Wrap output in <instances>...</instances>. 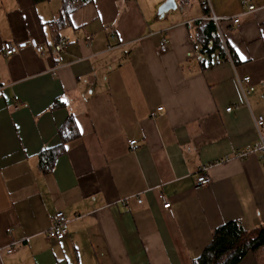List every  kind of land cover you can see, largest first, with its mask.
Returning <instances> with one entry per match:
<instances>
[{
	"label": "crops",
	"instance_id": "0c3cea01",
	"mask_svg": "<svg viewBox=\"0 0 264 264\" xmlns=\"http://www.w3.org/2000/svg\"><path fill=\"white\" fill-rule=\"evenodd\" d=\"M167 1L0 0V264H192L216 228L264 227L261 155L233 157L264 119V0H211L217 62L200 48L199 0L161 17ZM32 40L45 54L3 53ZM58 212L68 234L49 240Z\"/></svg>",
	"mask_w": 264,
	"mask_h": 264
},
{
	"label": "trees",
	"instance_id": "16d2710c",
	"mask_svg": "<svg viewBox=\"0 0 264 264\" xmlns=\"http://www.w3.org/2000/svg\"><path fill=\"white\" fill-rule=\"evenodd\" d=\"M203 24L204 29L200 33L201 51L213 57V53L218 50L220 54L214 57V62H217L224 58L226 50L220 36L216 34L214 23L206 21ZM208 64H213L212 59L208 60ZM202 65L205 66V61H202ZM65 132L66 129L61 133L63 140L68 139ZM58 155L57 149L42 154L41 165L46 172L51 170ZM250 253L255 255L258 264H264V227L248 232L240 222L230 221L213 231L210 243L192 264H239Z\"/></svg>",
	"mask_w": 264,
	"mask_h": 264
},
{
	"label": "built area",
	"instance_id": "2783aa9c",
	"mask_svg": "<svg viewBox=\"0 0 264 264\" xmlns=\"http://www.w3.org/2000/svg\"><path fill=\"white\" fill-rule=\"evenodd\" d=\"M201 8L203 9L205 15L203 16L204 21H212L217 26L222 21L221 18L216 16L211 10V0H199ZM243 5L246 6L248 12H253L256 9L254 5V0H243ZM234 24L239 23V19H234L232 21ZM87 43L91 42V37L86 38ZM67 42L64 39L59 40L57 45H55L56 52H62L66 49ZM34 49L37 53L45 54L44 46L40 45L37 41H27V42H20V43H12V42H5L3 44V53L5 56H13L19 52L25 51L27 49ZM159 52L164 54L167 52V41L163 39L159 45ZM240 88L245 97L255 91L254 87L251 84L250 77H238L237 78ZM162 110L161 108L159 109ZM228 112L232 111V108L227 109ZM255 126L259 136V140L253 146L247 147L245 149H241L234 153L233 157L236 159H245L248 158L250 155L253 154H260L262 167L264 169V119L263 117L255 118ZM130 148L135 151L137 141H130ZM227 160V159H226ZM197 185L200 186H207L211 183V179L208 175V168L202 167L197 175L196 178ZM142 201L139 200V203ZM164 209H170L171 203H165L163 205ZM68 234V220L64 213L58 212L54 215L51 223L50 229L47 231L46 236L49 240H63ZM13 247H11L7 253L11 254L13 252Z\"/></svg>",
	"mask_w": 264,
	"mask_h": 264
},
{
	"label": "water",
	"instance_id": "95a60500",
	"mask_svg": "<svg viewBox=\"0 0 264 264\" xmlns=\"http://www.w3.org/2000/svg\"><path fill=\"white\" fill-rule=\"evenodd\" d=\"M171 9H176L175 0H169L159 8V15L162 17Z\"/></svg>",
	"mask_w": 264,
	"mask_h": 264
},
{
	"label": "snow or ice",
	"instance_id": "6c2138e0",
	"mask_svg": "<svg viewBox=\"0 0 264 264\" xmlns=\"http://www.w3.org/2000/svg\"><path fill=\"white\" fill-rule=\"evenodd\" d=\"M240 58H241V60H243V59H244V57H243L242 55L240 56Z\"/></svg>",
	"mask_w": 264,
	"mask_h": 264
}]
</instances>
